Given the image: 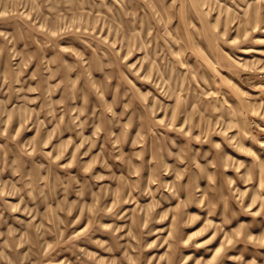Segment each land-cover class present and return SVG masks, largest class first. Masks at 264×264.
Here are the masks:
<instances>
[{
	"label": "rangeland",
	"instance_id": "1",
	"mask_svg": "<svg viewBox=\"0 0 264 264\" xmlns=\"http://www.w3.org/2000/svg\"><path fill=\"white\" fill-rule=\"evenodd\" d=\"M0 264H264V0H0Z\"/></svg>",
	"mask_w": 264,
	"mask_h": 264
}]
</instances>
